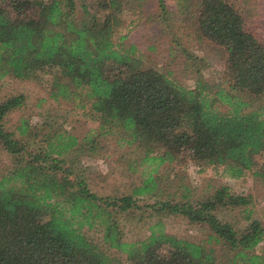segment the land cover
<instances>
[{"label":"trees","instance_id":"trees-1","mask_svg":"<svg viewBox=\"0 0 264 264\" xmlns=\"http://www.w3.org/2000/svg\"><path fill=\"white\" fill-rule=\"evenodd\" d=\"M157 3L219 59L213 77L183 48L188 84L123 47L126 0H0V81L51 72L46 99L96 123L80 135L52 114L33 124L25 94H0V264H264L256 250L264 214L252 194L226 183L197 192L159 170L220 167L264 183L254 160L264 153V39L245 25L246 0ZM106 149L136 177L98 194L81 160L104 162ZM232 211L240 228L224 219ZM170 217L201 225L205 236L176 237L163 227ZM137 224L143 232L129 239Z\"/></svg>","mask_w":264,"mask_h":264},{"label":"rangeland","instance_id":"rangeland-1","mask_svg":"<svg viewBox=\"0 0 264 264\" xmlns=\"http://www.w3.org/2000/svg\"><path fill=\"white\" fill-rule=\"evenodd\" d=\"M247 7L250 10L248 14H244L245 25L250 31L257 33L264 39V0H246ZM164 5L170 9L173 0H164ZM121 13L123 27L121 33L125 37L120 40V44L125 47L132 44L138 52L144 55V59L164 70H170L171 75L184 83H190L192 80V70L187 60H183L185 55L181 53L182 48L187 52L200 56L202 58V68L200 74L204 77H213L210 74L212 67L219 66L218 58L212 52L204 50V46L192 40L185 35L179 28L176 29V22L173 20H165L160 12L157 0H126ZM78 11V7H76ZM117 34V33H116ZM172 39L177 40L175 45ZM51 72H41L28 80H20L12 77L2 79L0 94H8L10 92H22L26 96V112L30 114L31 123H38L47 115H56L58 119H63L65 126L77 135H80L88 128L94 127L95 122L82 117L78 112L70 109L68 104L58 103L46 99V90L49 87L47 79L51 78ZM40 98H43L42 100ZM19 112H14L7 116V124L12 125L16 121ZM111 141L109 144H113ZM123 148V147H122ZM103 161L97 155L85 156L82 158V165L87 169L88 181L90 188L103 194L108 192L110 188L120 187L123 182L134 181L135 175L130 173L132 178L128 177L127 171L122 166L119 159V151L106 149ZM255 168L264 172V153L254 156ZM120 161V162H119ZM124 162V159L122 158ZM178 163L161 164L159 170L167 173L169 178L174 180L182 178L186 179L190 184L197 188L199 192L206 184L226 183L231 186L233 191L250 193L253 196L255 204V214H264V183L254 177H246L241 179H232L228 177L223 170L213 167H206L201 172H196L194 168H186L178 166ZM122 171V172H121ZM176 171V172H175ZM124 172V173H123ZM174 175V176H173ZM183 175V176H182ZM146 199H142L139 204H145ZM147 209L143 206V212ZM222 212V211H221ZM220 212V213H221ZM219 213V214H220ZM225 220L232 222L236 228H240L242 220L239 214L234 211L226 214ZM133 227V224L131 225ZM164 229L175 235L176 237H185L191 240H199L205 236L206 228L199 224H190L175 217L165 218L163 220ZM135 229L127 232V237L133 238L143 232L137 224ZM126 230V229H125ZM88 237L96 241L98 234L92 229L83 231ZM257 251L264 250V243L257 245Z\"/></svg>","mask_w":264,"mask_h":264}]
</instances>
